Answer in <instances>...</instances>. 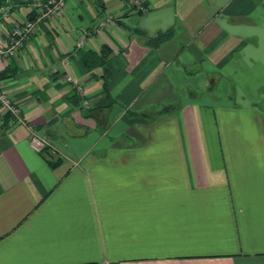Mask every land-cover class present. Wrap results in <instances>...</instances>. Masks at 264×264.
<instances>
[{
	"label": "crops",
	"instance_id": "1",
	"mask_svg": "<svg viewBox=\"0 0 264 264\" xmlns=\"http://www.w3.org/2000/svg\"><path fill=\"white\" fill-rule=\"evenodd\" d=\"M12 4L5 30L33 11ZM142 4L65 0L0 60L60 160L0 113V264H264V0Z\"/></svg>",
	"mask_w": 264,
	"mask_h": 264
},
{
	"label": "built area",
	"instance_id": "2",
	"mask_svg": "<svg viewBox=\"0 0 264 264\" xmlns=\"http://www.w3.org/2000/svg\"><path fill=\"white\" fill-rule=\"evenodd\" d=\"M129 9L139 12L147 11V7L143 6L142 0H124ZM65 0H45L34 1L31 4L33 11L29 18L22 23H15L11 28L6 29L4 23L9 19L12 10V0H0V31L5 33L4 40L0 41V60H8L17 57L20 49L23 47L25 41L34 34L37 30L38 24L42 20H52L59 17L64 9ZM119 18L114 14H106L99 22V27L115 24ZM85 33L80 35L77 44H82ZM65 79L71 84L75 93L79 97V105L82 109H88L91 106L89 99L85 95L84 85L81 81L69 74L65 75ZM0 113L8 115L10 122L13 124H24L27 128L29 141L31 146L39 152L47 151L52 156H57L58 151L51 145V143L40 136L32 125L25 123L22 116L21 108L18 104L10 99L6 91L0 87Z\"/></svg>",
	"mask_w": 264,
	"mask_h": 264
},
{
	"label": "trees",
	"instance_id": "3",
	"mask_svg": "<svg viewBox=\"0 0 264 264\" xmlns=\"http://www.w3.org/2000/svg\"><path fill=\"white\" fill-rule=\"evenodd\" d=\"M172 35V29H167L165 31H161L159 33H157L156 35L152 36V37H148L147 38V44L151 45V46H157L159 45L161 42L169 39ZM106 47L103 46L101 51H100V56H98V58H95V60H98V63H102L101 59H106V56L104 57V55H106L109 51H106L105 54V49ZM103 55V57H102ZM96 57V56H95ZM94 62V61H93ZM89 67L92 66V62H88L87 64ZM1 75H5V73H2ZM45 156L47 157L48 163L50 164V166L55 167L59 164L60 160L59 158L52 156L49 154V152L45 151Z\"/></svg>",
	"mask_w": 264,
	"mask_h": 264
},
{
	"label": "rangeland",
	"instance_id": "4",
	"mask_svg": "<svg viewBox=\"0 0 264 264\" xmlns=\"http://www.w3.org/2000/svg\"><path fill=\"white\" fill-rule=\"evenodd\" d=\"M34 1H38V0H32V2H34ZM64 8H65V5H64ZM258 93L256 92L257 98H259V100L256 101V106L259 107L264 112V96L260 95L261 93L264 94V87H262V85H261V88L259 89Z\"/></svg>",
	"mask_w": 264,
	"mask_h": 264
}]
</instances>
